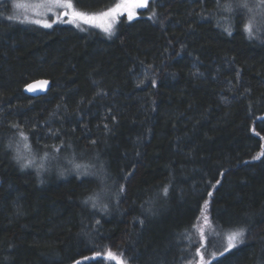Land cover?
<instances>
[{
  "label": "trees",
  "instance_id": "1",
  "mask_svg": "<svg viewBox=\"0 0 264 264\" xmlns=\"http://www.w3.org/2000/svg\"><path fill=\"white\" fill-rule=\"evenodd\" d=\"M116 2L80 0L76 9L99 13ZM7 6L0 264H114L108 251L126 264H264V12L151 0L109 35L22 24ZM37 78L50 88L27 95ZM19 153L40 160L22 170ZM93 194L106 211L84 203ZM237 227L244 243L221 256Z\"/></svg>",
  "mask_w": 264,
  "mask_h": 264
},
{
  "label": "snow or ice",
  "instance_id": "2",
  "mask_svg": "<svg viewBox=\"0 0 264 264\" xmlns=\"http://www.w3.org/2000/svg\"><path fill=\"white\" fill-rule=\"evenodd\" d=\"M150 2H151V0H123L122 3L116 4L115 7L109 9V11L99 14V16L102 18L111 17L112 23L97 24L96 23V21L98 19L97 16H95V15L90 16L84 12L75 10L76 6L79 5L80 0H43V3L45 5H49V7L46 8V13L52 12L54 7L63 8V9H65V11H63L59 15L60 16H70L71 19L69 22L76 23L77 21H81L85 24H90L93 26H99V27H102L103 30L105 32H107L109 35L112 34L113 23L115 22V19L117 16L123 14V12L126 11L127 15H128V19L132 20L134 17V14H135V9L148 7ZM217 6L222 7L223 10L227 13H234V12H236L237 9H243V10H246L248 12H252V10H253V6L249 2V0H227V2L224 3L223 5L220 4V0H217ZM255 7L257 9H259L260 11L264 12V0H256ZM153 16H155V13H153ZM9 19H12V17H9ZM57 19H59V16L57 17ZM21 22H23V21H21ZM29 22L35 23L38 25H42L45 28H51L52 23H55V21L50 23L47 19H44V20L35 19V20H31ZM77 26L79 27V24H77ZM81 30H83V29H81ZM244 31L248 34L250 39L254 38L251 20L245 24ZM229 34H231V33H229ZM37 83L40 86V90H44L45 87L49 84V81L43 80V81H39ZM26 87H27V90L29 92H34L37 90L36 84H29ZM13 127H15V125H13ZM20 135L25 141L28 140V137L26 135H24L23 132H21ZM93 143H95V141H93ZM45 147L47 148L48 145H45ZM52 147L57 152H59L62 149L63 144L54 145ZM25 148L28 149L29 151H31V145L25 144ZM47 155H48V153H45V156H47ZM262 155H264V154H262ZM16 159L18 162H20L24 158L20 155H17ZM31 163H32V161H25V162L21 163L20 164L21 169L23 170L27 167H30ZM80 167L81 166L78 164L75 165L76 169H79ZM83 175H96V173H89V172L85 171L83 173ZM221 175H223V173ZM216 184L217 185L220 184V181L217 180ZM215 187H216V185H213V188H215ZM124 190H125L124 186L121 185L120 186V192H123ZM165 193H167L166 188H165ZM208 195H209V197H211L213 195V193L209 192ZM89 202H91L93 208H97L99 206V207H101L102 210H104V211L107 210V205H98V197L95 194L89 196L84 201L85 204H88ZM207 207H208V201L206 200L204 202L202 209H201V212H202V215L204 216L205 222H208V217L206 214ZM97 223H99V221H97ZM245 232H246V229L244 227H237L234 230L229 231L228 234L226 235V241H227L226 246L224 247V250L222 253H220V255L222 256L226 253H229L234 248H237L238 246L243 244L244 238H245ZM200 252H201V249H197V254H200ZM84 259L87 260L89 258L84 257ZM107 259H109L110 261H113L114 264H126V260L124 259L123 256H117V254L113 253L112 251L107 252ZM75 264H81V261L77 260V261H75Z\"/></svg>",
  "mask_w": 264,
  "mask_h": 264
},
{
  "label": "rangeland",
  "instance_id": "3",
  "mask_svg": "<svg viewBox=\"0 0 264 264\" xmlns=\"http://www.w3.org/2000/svg\"><path fill=\"white\" fill-rule=\"evenodd\" d=\"M122 2H123V0H117V2L112 7L108 8L107 10H104V11L99 12V13H86V14L90 15V16H92V15L97 16L98 17V19L96 21L97 24L112 23L111 17L102 18L99 16V14L109 11V9L115 7L116 4L122 3ZM3 3H6L8 5L7 6V9L9 10L8 18L12 17L13 20L18 21L22 24H35V23H31L29 21L35 20V19H41V20L47 19L50 23L55 21V23H52V26H54V25L77 26V24H79V26L87 25V26L94 27V28H97V29L105 32L102 27L93 26L90 24H85L81 21H77L76 23L69 22L71 19L70 16H60L59 15L60 13L65 11V9L60 8V7H54L52 12L46 13V8L49 7V5H45L43 3V0H0V4H3ZM254 6H253V10H252V12L254 14L252 12H249V13L251 14V16L259 18L260 12L256 9V7L254 8ZM140 9H142V8L135 9V14H134L133 19L138 16V12ZM75 10H77V9L75 8ZM77 11H79V10H77ZM58 16H59V19H57ZM122 16H124L126 19H128V15H127L126 11L123 12V14L117 16L115 19V22L113 23L112 34L115 30V27H116L118 20ZM21 21H23V22H21ZM36 25H38V24H36ZM39 26L43 27L42 25H39ZM105 33H107V32H105ZM19 155L22 157L24 156L23 157L24 159L21 160V163H23L25 161H32V160L34 162H38L40 160L39 157L37 158V153L34 154L33 157H31L30 155L25 156L24 154H21V153H19ZM36 166H38V165H36ZM205 230H207V223L205 222V220H203L198 226V232H199L201 238L203 239L202 241L204 243H205V238H206V236H205L206 231Z\"/></svg>",
  "mask_w": 264,
  "mask_h": 264
},
{
  "label": "water",
  "instance_id": "4",
  "mask_svg": "<svg viewBox=\"0 0 264 264\" xmlns=\"http://www.w3.org/2000/svg\"><path fill=\"white\" fill-rule=\"evenodd\" d=\"M43 80H47V81H49V84L45 87V89L44 90H40V86H39V84L37 83V82H39V81H43ZM29 84H36V87H37V90L36 91H34V92H29L28 90H27V85H29ZM50 88V80L49 79H47V78H37V79H33V80H31V81H29L25 86H24V92L27 94V95H30V96H39V95H43V94H45L47 91H48V89Z\"/></svg>",
  "mask_w": 264,
  "mask_h": 264
}]
</instances>
